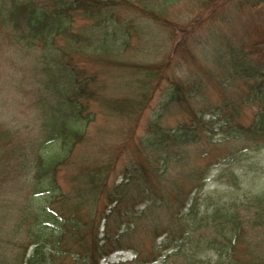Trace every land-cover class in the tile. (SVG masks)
Segmentation results:
<instances>
[{
	"label": "trees",
	"instance_id": "1",
	"mask_svg": "<svg viewBox=\"0 0 264 264\" xmlns=\"http://www.w3.org/2000/svg\"><path fill=\"white\" fill-rule=\"evenodd\" d=\"M177 1L0 0V26L14 47L23 55L40 52L41 88L47 100L36 136L27 137L0 121V197H5L0 198V230L28 240L9 259L0 237V264H99L117 249L129 250L131 258L107 264H264V238L252 240L244 231V225L264 227V180L239 194V175L231 168L227 184L236 188L210 203L199 196L206 167L186 170L190 187L178 185L172 197L154 182L163 181L174 164L183 165L190 144L239 141L244 147L264 149V39L248 46H260L256 54L240 48L224 57L227 63L221 71L240 81L237 99L222 90L217 101L206 102L198 114L200 81L177 74L180 63L198 68L189 47L195 35L213 30L223 15L229 18L232 5L253 9L264 0H191L190 17L174 21L167 8ZM125 11L152 21L180 48L157 61L117 58L131 37L128 27L133 21L123 16ZM87 55L110 66L88 68ZM118 69L130 73V93L109 95L102 87L107 78L117 77ZM164 83L166 98L134 145L143 160L126 166L123 178L111 182L118 157L128 149L144 110ZM246 103L254 111L243 123L237 114ZM169 104L188 120L168 129L158 115L162 118ZM205 109L216 117L223 134L218 141L204 128ZM103 111H114L126 131L121 136L118 126L120 143L102 154L88 149L87 128ZM241 151L228 153V161ZM163 210L168 219L161 224L157 213ZM147 221L145 231L141 227ZM140 231L150 237L148 245L137 240Z\"/></svg>",
	"mask_w": 264,
	"mask_h": 264
},
{
	"label": "rangeland",
	"instance_id": "2",
	"mask_svg": "<svg viewBox=\"0 0 264 264\" xmlns=\"http://www.w3.org/2000/svg\"><path fill=\"white\" fill-rule=\"evenodd\" d=\"M192 6L191 0H178L167 8V15L174 21L188 18L190 13H193ZM232 6L233 9L231 8L230 12L228 10V14L225 12L230 15L229 18L223 15L220 19L221 21L215 23L213 30L212 28L204 29L201 36L195 35L194 40L192 39L190 42L189 47L195 57L194 65L198 68H192L186 63H180V68L178 67L177 70V74H182L189 79L187 81H200L198 100L201 102L196 111L198 114L202 108H205L206 104L208 105L206 102L215 103L219 95H222V90H226L228 94H231L229 96L232 99L241 97L239 79L235 78V80H232L233 76L229 71L226 73L221 71L224 67L223 64L227 63L224 57L231 50L238 52L240 48L247 53L253 52V54H256L259 52L260 46L257 45L255 50L252 47L248 48V46H251L253 42H261L264 39V4L258 5L253 9L245 4ZM125 12L123 16L131 18L133 23L128 27L129 34H131L128 39L129 44L116 55L120 60L130 62L157 61L165 56L167 57L169 54H173L175 49L180 48L173 43L171 34L168 35L149 19L135 15L132 12ZM118 16L120 17V14ZM81 23L84 22H75L76 25ZM6 33L5 29L0 26V121L5 122L4 125L8 128H12L27 137L29 135L33 137L39 132L37 124L39 123V114H41L40 110L43 109L44 111L46 109L45 101L47 102L46 99L44 101L43 94L45 93L44 89L41 88L43 87L41 79L44 74L39 67V62L41 61L40 52H24L23 55L22 51H18L14 47L15 45L10 41ZM85 63L88 68L110 66L109 63L103 64L90 55H87ZM116 73L118 74H116L117 77L115 79L112 77L110 79L107 78L102 90L109 95L130 93V87L128 86L130 84L128 83L129 80L132 79L130 73L125 69H118ZM161 86L159 91L154 92L149 107L144 110L136 128L135 137L129 141L128 149H125L121 156L118 157L119 159H117L111 173V182H119L123 178L126 166H129L132 162L143 160L144 156L138 155L134 145L138 143V137L144 133L145 124L150 118L155 116V113L159 111L160 103H163L166 98L167 84L164 83ZM239 106L237 114L239 121L248 122L254 107L249 103L240 104ZM194 107H196L195 104ZM165 108L162 112L164 113L162 118L158 115L159 121L165 128H173L174 125L180 122L185 123L188 120L187 114L177 106L169 104ZM101 110L104 109L101 108ZM106 114L107 112L104 111L96 113L95 120L89 123V128H87L89 133L88 149H91V147L93 150L98 149L102 154L112 149L111 146L120 143L121 137H116L118 126H120L118 132L121 136L124 137L126 131L125 126L122 127L123 124H119L120 120L113 117L114 111ZM213 116L209 110L205 109L204 114H202V120L205 122V130L212 134L213 140L218 141L223 137V134L218 132L216 117ZM241 143L238 141L235 144L231 142H217L214 144L199 142L190 144L184 149L186 155L183 165L180 163L174 164L163 175V181L160 183L154 182L158 184V187L164 193H171L172 197L178 185L181 184L186 190L190 187L191 183L184 177L186 170L188 171L189 168L197 166L206 167L208 175L205 177V184L199 196L202 202L210 203V201H217L220 197L222 199L225 192L228 190L233 191L236 188L227 184V176L229 174L227 171L232 168L239 175L240 189L237 192L241 194L243 191L253 189L254 182H262L264 180V149L255 150L249 145L244 147ZM239 149H242V153H237L235 160L228 161L227 154ZM184 179L186 182H184ZM6 184H9L8 179ZM5 195L9 198L10 191ZM252 209H250V212ZM241 211L248 215V211L243 209ZM157 217L161 224L167 222L166 211L163 210L157 213ZM149 223L148 221L145 222L141 229L146 231ZM244 231L245 235L252 240L264 238V227L244 225ZM0 237H3L2 246L5 251V257L9 259L12 258L9 255L11 254L12 256L17 249L21 251L22 248L17 246L24 244L25 241L28 242L24 236L21 240L13 239L12 236L5 235L1 230ZM7 240L8 242L4 243ZM137 240L148 245L150 237L145 236L140 231ZM29 251L30 249L26 253H29ZM131 256L129 250L117 249L110 252L108 256L103 257L99 264L124 262L129 260Z\"/></svg>",
	"mask_w": 264,
	"mask_h": 264
}]
</instances>
